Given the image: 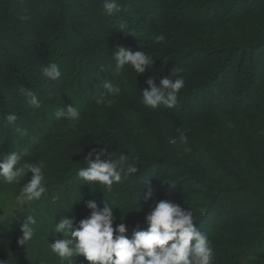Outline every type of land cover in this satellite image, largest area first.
I'll return each instance as SVG.
<instances>
[{
    "label": "trees",
    "instance_id": "1",
    "mask_svg": "<svg viewBox=\"0 0 264 264\" xmlns=\"http://www.w3.org/2000/svg\"><path fill=\"white\" fill-rule=\"evenodd\" d=\"M92 2L0 0V162L16 152L17 167L42 164L46 188L25 214L0 219V264H67L51 245L71 237L55 228L68 219L78 229L93 202L98 211L111 207L113 227L123 222L131 239L162 200L193 211L213 264H264V0H117L113 15L103 0ZM82 8L91 14L81 16ZM158 35L165 40L155 42ZM119 48L153 64L143 74L118 67ZM51 63L57 81L43 75ZM178 76L185 84L173 110L143 103L149 80L159 87ZM69 108L97 123L79 140L67 130ZM149 118L167 124L158 130ZM94 141L110 150L101 155ZM97 155L123 156L137 172L110 188L82 180L79 171ZM33 175L0 182V191L19 194ZM29 216L34 235L21 245Z\"/></svg>",
    "mask_w": 264,
    "mask_h": 264
},
{
    "label": "clouds",
    "instance_id": "2",
    "mask_svg": "<svg viewBox=\"0 0 264 264\" xmlns=\"http://www.w3.org/2000/svg\"><path fill=\"white\" fill-rule=\"evenodd\" d=\"M103 7L108 15L121 11L117 0H103ZM165 40L164 35L154 37L159 43ZM115 59L118 67L130 66L136 73L143 74L146 67L153 64V58L144 52L132 53L119 48ZM43 75L52 81L59 80L61 72L56 63L48 64L42 69ZM183 69L177 68L173 73L179 74ZM185 80L178 76L175 80L163 79L161 86L152 80L148 81L149 89L143 92L142 101L153 108L163 104L167 108L176 106L180 90L184 87ZM106 87H110L106 85ZM24 92L23 89L20 90ZM119 92V89H116ZM33 105L39 106L36 98L31 99ZM63 115V113H59ZM16 116L9 115L7 120L13 122ZM68 119L77 122L79 112L73 108L68 109ZM179 142L187 144V136L180 132ZM172 143H176L175 140ZM190 151V149H185ZM20 156L13 152L4 162H0V182L12 185L18 178L27 172L34 173L28 185L22 188L17 197L21 202L34 203L39 201L46 193L42 185V164L34 167L30 164L17 167ZM134 163L121 156L117 161H105L97 155L95 162L88 161L86 170H80L79 176L88 182H98L104 188H110L115 182L121 180V174L136 173ZM92 209L89 218L80 222L79 228L73 226L71 220L65 219L56 228L57 233L64 234L70 239L57 241L51 245V251L61 260L72 264L73 257L83 256L89 264H213L214 251L205 233L195 227L196 219L193 211L183 210L180 206L162 200L156 204L146 217L147 229L137 231L129 239L125 233L126 225L122 222L113 227L115 219L113 209L105 207L98 211L97 205L89 203ZM27 223L22 226L23 239L21 245L32 240L34 230L31 225L36 221L33 217L27 218ZM194 242V243H193Z\"/></svg>",
    "mask_w": 264,
    "mask_h": 264
},
{
    "label": "rangeland",
    "instance_id": "3",
    "mask_svg": "<svg viewBox=\"0 0 264 264\" xmlns=\"http://www.w3.org/2000/svg\"><path fill=\"white\" fill-rule=\"evenodd\" d=\"M74 4L77 6V1H75ZM83 4L86 7H92L93 8L92 0H83ZM81 10H82L81 16H84L85 14H91L90 10H87V9H84V8H82ZM149 18H150V16H148L147 14L144 15V19L145 20L143 19V22H146V21L149 22ZM105 27H107V25H105ZM82 44L85 45L84 43H82ZM11 89H12L11 91H13V88H11ZM32 97L33 96L30 95V98H32ZM11 99L12 98H10L9 101H11ZM107 104H108L107 106H110L109 109L111 110V105H110L109 101L107 102ZM120 105L122 107L121 103H120ZM123 106H124V104H123ZM116 109H118V107H116ZM173 109L174 108H171L170 110H173ZM36 110L38 111L39 108L36 107ZM62 113H66V111H64ZM126 119H127V117H126ZM149 119L151 120V123H153V127L158 129V130L161 129V125L167 124V121L166 120H162L161 118H149ZM19 120H23V119L19 118ZM5 122H7V121H5ZM12 125L15 126L16 124H12ZM94 125L96 126L97 123H93L92 121H89L86 118H80L79 121H77V122L68 123L67 130L71 131L72 136L77 138V140H79ZM31 126H33V124H31ZM80 128H81V130H80ZM18 131H20V130H18ZM143 135L146 136L147 132H144ZM23 142H25V141H23ZM94 144H95L94 148L101 155L105 154L104 151H109L110 150V148L102 149L101 147H99L98 146V141H94ZM94 150H92V151H94ZM148 150L149 149L146 150V148H144V151H148ZM92 154H93V152H92ZM109 158L110 157H108V156L106 157L107 160H109ZM82 184H83V182H80L79 186L82 185ZM0 189H2V187H0ZM19 195H20V193L17 194V193L11 192V191H8V192L5 191V190H1L0 191V219L6 220V221L12 220L13 218L19 217V216H21V215H23V214H25L27 212L30 204L27 203V202H21L20 200H18L17 197ZM114 197H115V195L111 196V199L115 201ZM124 199H127V198L125 197Z\"/></svg>",
    "mask_w": 264,
    "mask_h": 264
}]
</instances>
